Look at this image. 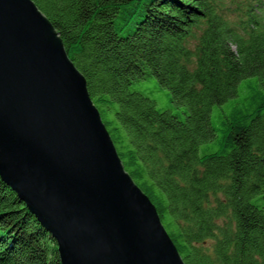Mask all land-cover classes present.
I'll return each mask as SVG.
<instances>
[{
	"label": "trees",
	"instance_id": "16d2710c",
	"mask_svg": "<svg viewBox=\"0 0 264 264\" xmlns=\"http://www.w3.org/2000/svg\"><path fill=\"white\" fill-rule=\"evenodd\" d=\"M32 1L183 262L264 264V0ZM0 264H60L1 178Z\"/></svg>",
	"mask_w": 264,
	"mask_h": 264
},
{
	"label": "water",
	"instance_id": "95a60500",
	"mask_svg": "<svg viewBox=\"0 0 264 264\" xmlns=\"http://www.w3.org/2000/svg\"><path fill=\"white\" fill-rule=\"evenodd\" d=\"M0 178L60 264H185L32 0H0Z\"/></svg>",
	"mask_w": 264,
	"mask_h": 264
},
{
	"label": "rangeland",
	"instance_id": "374dc122",
	"mask_svg": "<svg viewBox=\"0 0 264 264\" xmlns=\"http://www.w3.org/2000/svg\"><path fill=\"white\" fill-rule=\"evenodd\" d=\"M251 2V0H249ZM230 2L233 4L232 11H234L236 14L235 16L239 15L242 13L241 7L245 8V2L246 0H230ZM151 98L155 99L157 101L156 106L160 109L166 107L167 105V99H166V93L165 91L161 90L160 92H156L154 94H151ZM229 105H224V108L228 111ZM212 120L215 122L218 120V113H217V108H213L212 110Z\"/></svg>",
	"mask_w": 264,
	"mask_h": 264
}]
</instances>
